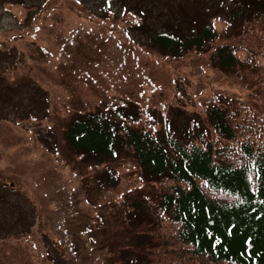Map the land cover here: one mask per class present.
<instances>
[{"label":"rangeland","instance_id":"rangeland-1","mask_svg":"<svg viewBox=\"0 0 264 264\" xmlns=\"http://www.w3.org/2000/svg\"><path fill=\"white\" fill-rule=\"evenodd\" d=\"M237 1L47 0L0 10V264L147 263L153 224L136 204L159 199L155 184L130 149L88 157L64 133L75 117L114 107L139 109L128 123L148 130L204 117L215 105L264 115V100L249 97L253 76L217 66L223 43L264 64L252 41H242L245 22L231 17ZM205 23L219 36L200 51L174 56L148 39L156 31L187 35ZM241 184L233 178L243 192L235 210L202 209L201 237L240 257L235 240L246 235V250L260 257L264 190L253 194ZM16 219L29 230L14 227Z\"/></svg>","mask_w":264,"mask_h":264},{"label":"trees","instance_id":"trees-1","mask_svg":"<svg viewBox=\"0 0 264 264\" xmlns=\"http://www.w3.org/2000/svg\"><path fill=\"white\" fill-rule=\"evenodd\" d=\"M46 1L0 0V10L10 5L31 9L41 7ZM105 4L98 2L100 6ZM231 17L245 22L239 32L242 41L251 40L252 49L264 58V0H238ZM246 24L252 25L254 31L243 32ZM178 33L156 31L148 39L162 52L181 56L210 46L219 36L209 23L187 35ZM238 49L231 43L218 46L215 51L218 68L228 74H251L256 84L251 87L254 90L249 97L264 100V64L255 62L252 55L241 58ZM262 113L250 108L238 110L233 105H215L208 108L204 117L180 125L165 120L161 129L148 130L128 123L136 121L139 109L114 107L75 117L64 135L71 149L88 157H116L119 148L130 149L143 176L155 184L159 199H143L136 204L141 217L149 216L153 224L145 236L151 245L146 264H264V255L255 257L246 250V235L235 240L245 252L240 257L233 255V248L215 247L210 238L203 241L201 237L202 209L230 212L238 206V195L243 192L235 189L233 178L240 177V188L253 194L264 190V139L260 144L255 143L264 129ZM15 222L14 227L22 225L29 230L21 219ZM230 242L233 246V238Z\"/></svg>","mask_w":264,"mask_h":264}]
</instances>
